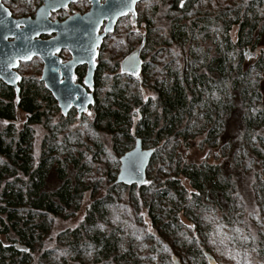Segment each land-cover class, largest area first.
I'll return each instance as SVG.
<instances>
[{
    "label": "rangeland",
    "instance_id": "1",
    "mask_svg": "<svg viewBox=\"0 0 264 264\" xmlns=\"http://www.w3.org/2000/svg\"><path fill=\"white\" fill-rule=\"evenodd\" d=\"M249 1L201 0L198 11L194 10V17L198 16L203 21L207 19L213 26L209 31L201 34L194 32L188 34L186 40L178 41L170 40L169 24L164 19L171 0H140L136 7V21L121 19L115 31L104 40L97 59L100 67L98 92L102 98L108 92L111 81L118 79L122 83L129 82L142 102L157 104L160 99L153 88L154 80H172L175 74L190 81L195 74H206L202 86L196 89V95L203 94L200 106L191 111L190 119L188 109L183 118L176 119L167 139L168 145L164 141L160 143L154 162L147 168L146 186L152 192L148 193L146 201L156 205L161 203L166 210L162 212L166 216L165 222L176 221L185 237L197 241L206 239L214 264H264V32H260L264 31V24L258 15L262 9H253L250 17H257L260 21L257 27L259 38L256 40L258 32L251 33H254L253 38L243 37V46L248 49L242 48L247 55L240 57L241 47L236 44ZM82 4L65 10L61 13L62 17L84 9ZM234 13L240 16H231ZM55 16L58 17V14ZM191 17L194 18L193 15ZM248 29H252V24L248 25ZM147 31L150 36L146 37ZM140 47L145 71H140L131 79L122 76L120 62ZM220 59L224 61L221 78L216 68ZM33 69L30 67L22 74L32 75ZM231 80L238 82L233 84ZM37 83L26 80L24 86L35 84L41 88ZM188 95L191 94L188 92ZM93 111L94 108L80 117L73 112L71 116L62 118L59 109L57 112L52 109L46 119L47 127L52 130L47 145L53 144L58 151L64 146L66 151L78 156V150L88 151L95 142L102 143L104 148L101 154L93 155L90 151L93 161L85 172L86 192L78 212L53 218L49 235L35 250L34 259L45 250L58 248V235L79 227L90 204L105 199L109 192L118 197L115 207L108 214L113 227L122 225L123 221L136 223L148 234L157 235L159 242L155 240L154 245L158 249L169 243L162 239L165 235H159L154 229L148 213L150 205L143 207L142 200L138 202L130 198L128 191L119 194L108 183L107 169L115 165L112 157L108 163L111 137L92 128ZM134 113L133 126L140 119L138 109H134ZM26 120L27 115L17 110L12 122L15 131H19ZM189 120L191 126L187 125ZM8 124L0 120V133ZM43 127H34V166L38 164L39 148L48 130ZM151 143L152 140H147L143 148H151ZM70 164L71 161L67 163L69 171L73 166ZM118 169L119 161L116 175ZM54 170L56 166L46 176L47 191H55L61 185ZM182 171L195 179L181 174ZM170 178L179 182L177 187L184 194V199L177 200L179 203L175 202L179 195L171 186V189L164 190V183ZM23 180L25 178L17 173L7 181L18 187ZM194 186H200L201 191L198 192ZM10 237L13 239L12 233ZM7 239L6 236L0 237V242L9 245L10 239ZM150 242L147 245H151L148 244ZM169 245L171 248L172 244ZM186 247H183L185 251ZM172 257L175 264H196L188 256L182 258L173 253Z\"/></svg>",
    "mask_w": 264,
    "mask_h": 264
},
{
    "label": "trees",
    "instance_id": "2",
    "mask_svg": "<svg viewBox=\"0 0 264 264\" xmlns=\"http://www.w3.org/2000/svg\"><path fill=\"white\" fill-rule=\"evenodd\" d=\"M200 1L171 0L169 2L164 19L169 24L170 40H186L188 34L194 32L201 34L209 31V28L213 26L207 19L203 21L198 16L194 17V10L198 11ZM253 9L256 11L262 9L258 15L261 16L260 19H263L262 24H264V0H250L246 5L243 22H241L243 24L237 35L239 40L236 44L241 47L240 57L243 54L247 55V51H243L242 48L245 42L243 37L253 38L254 33L258 32L257 27L260 21L257 17L250 18L254 13ZM231 16L240 15L234 13ZM250 24L252 29H248ZM252 32H254L253 35H251ZM149 34L147 31L145 36ZM257 37L259 38V32L256 40ZM223 65V59L218 60L216 68L220 71V78L224 72ZM145 69L146 65L141 71L144 72ZM201 74H195L190 81H187L185 76L178 78L175 74L172 80L169 78L161 81L154 80L153 88L158 92L160 99L157 104L149 101L142 102L129 82L122 83L118 79L111 81L108 92L102 98L98 92L99 75L96 76L95 81L96 101L92 107L94 119L91 126L96 131L111 137L108 163L111 162V157L115 159L114 167L109 166L110 168L107 169L108 183L111 188L117 189L119 194L128 191L130 198L133 197L138 202L142 200L143 207L145 204L150 205L148 213L151 223L159 235H165L163 238L160 237L171 243V248L168 243L166 247L158 249L154 245L155 242H159L156 240L157 235L148 234L136 223L123 221L122 225L113 227L109 223L108 214L110 209L115 207L118 197H114L109 192L105 199H98L90 204L79 227L58 235V248L45 250L35 259V250L49 235L53 218L78 212L80 201L86 192L83 181L86 169L92 163L93 155L101 154L104 147L102 143L95 142L93 148H88V151L78 150V156H76L66 151L64 146L58 151L53 144L47 145L52 130L47 127L46 119L52 109L58 111L51 95L47 91L42 92L41 88L35 84H28L16 97L11 88L0 81V120L10 123L0 133V237L6 236L11 242L9 245H3L0 242V264H171V262L175 264L173 257L170 258L173 253L182 258L188 256L196 264H214L206 239L197 241L188 236L185 237L180 224L174 220L165 222L166 216L162 212L166 210L161 207V203L156 205L155 202L146 201V196L152 192L151 188L146 186L147 181L140 187L127 186L116 183L115 178L118 158L133 148L135 136L141 139L142 147L147 140H152L151 148H149L153 149L149 163L151 165L160 149V143L164 141L165 145H168L167 139L173 131L176 119L183 118L187 109L190 119L191 111L200 106L203 99L202 92L196 95V89L202 86L203 77L206 76L205 73ZM230 82L236 84L238 81ZM134 109H138L140 113V119L135 126L132 125ZM17 110L27 115V120L19 131H15L12 124ZM187 125L191 126L190 120ZM38 126H44L43 128L48 130L39 148L38 164L34 166L33 136L34 127ZM153 135H155L154 138H152ZM90 151H92V157H90ZM66 161L67 163L71 161L73 164L71 171ZM53 166H56L54 171L61 185L55 191H47L45 179ZM185 172L182 171L181 174L195 179L194 176ZM17 173L25 178L18 187L7 181L15 177ZM164 184L166 185L164 190L167 191L171 186L174 193L179 195L175 202L179 203L180 199H184L183 192L177 187L179 185L177 180L170 178ZM194 188L198 192L201 191L200 186H194ZM166 191L163 192L164 195ZM10 233L13 234V239ZM148 241H151L148 243L151 245H147ZM184 246H187L186 251Z\"/></svg>",
    "mask_w": 264,
    "mask_h": 264
},
{
    "label": "water",
    "instance_id": "3",
    "mask_svg": "<svg viewBox=\"0 0 264 264\" xmlns=\"http://www.w3.org/2000/svg\"><path fill=\"white\" fill-rule=\"evenodd\" d=\"M74 1L77 0L45 1L41 12L37 13V21L30 22L31 25L38 24L41 18V31L30 32L28 40H24L22 34L5 33L3 36V32L0 31V80L7 86L14 87L18 97L19 77L13 70L19 61L40 57L44 62L41 80L64 116L72 106L77 108L80 115L94 104V96L87 93L86 88H92L93 85L98 49L104 38L114 32L119 19L129 14L133 18L136 16V6L140 2V0H103L101 4V0H89L92 6L86 14L69 17L63 22L49 21V11L63 9ZM104 21L106 22L104 31L99 33ZM39 34H55V36L47 41H37L35 37ZM11 36L16 38V42L5 44V40ZM62 50H67L71 55V60L66 63H61L57 57ZM84 64H87V71L82 86L75 84L73 78L75 67ZM141 68L142 60L138 51L123 59L120 72L137 75ZM61 76L64 77L62 81ZM152 154L153 149H143L141 139L135 138L133 148L119 158L116 183L138 187L144 185Z\"/></svg>",
    "mask_w": 264,
    "mask_h": 264
},
{
    "label": "flooded vegetation",
    "instance_id": "4",
    "mask_svg": "<svg viewBox=\"0 0 264 264\" xmlns=\"http://www.w3.org/2000/svg\"><path fill=\"white\" fill-rule=\"evenodd\" d=\"M45 1H52V0H0V31L3 32V36L5 33L6 34L15 33L14 35L22 34L23 39L28 40V35L30 32L41 31V18H40V21H38V24L31 25L30 22L37 21L36 20L37 13H38V11L41 12V7L45 5V3H44ZM103 2L104 1L101 0V4ZM80 4H82L84 6V9L81 8L78 11L72 12L73 14H71L69 16L62 17L63 14L61 15V13H63L65 10H68L71 7H74V6L80 5ZM91 6H92V4L89 0H77V1L71 2L70 4H68L67 7H65L63 9H58L56 11H52V10L49 11L48 19L51 22H54V21L63 22L66 19H68L69 17L75 16V15H81L82 16V15L86 14L87 12L90 11ZM56 14H58V17L55 16ZM136 17H137V14L134 18L132 17V15L129 14V15L125 16L124 18H129L131 21H136V19H135ZM121 19H123V18H121ZM121 19H119L117 21V23ZM44 21H47V20H44ZM105 24H106V22L104 21L101 28L99 29V33H102L104 31ZM116 26H117V24H116ZM116 26H115V29H116ZM109 35H107L104 38V40ZM54 36H55V34H52V35H41V34H39L37 37H35V40L47 41V40L52 39ZM104 40H103V42H104ZM15 42H16V38L13 36L8 37L5 40V44H11V43H15ZM103 42H102V44H103ZM101 48H102V45L98 49L97 59L99 57V51ZM140 50H141V47L137 51H133V52L139 51V56L142 60V53L140 52ZM133 52H131V53H133ZM131 53H129V54H131ZM128 55H126L125 57H127ZM65 56H67V59H65ZM57 57L60 59L61 63H66L69 60H71V55L69 54V52L67 50H62L61 52H59L57 54ZM97 59H96V70H95V74H94V80H93L92 88H86L87 93H89V94L91 93L94 96V104L96 101V96L94 93L95 81H96V76L99 75L98 72L100 70V67L97 64ZM123 59H122V61H123ZM121 62H120V65H121ZM120 65H119V71H120ZM30 67L34 68L33 69L34 73L32 75L31 74H24V73L22 74V72H24L26 69H28ZM142 67H143V60H142ZM43 68H44V62L41 60L40 57H33L29 61H19L18 62L17 67L13 71L19 77V79L17 81V87L19 88V95H20L22 89L25 88L24 83L26 82V80L27 81L28 80L37 81L38 82L37 84L42 88L43 92L47 91L51 95V93L46 89L44 82L41 80ZM22 69H23V71H22ZM141 70H142V68H141ZM86 71H87V64L79 65V66L75 67L73 82L75 84H80V85L84 86V78H85ZM59 74H60V71H59ZM120 74L122 76H131V77L136 76V75L122 74L121 72H120ZM63 78L64 77L61 76V81L63 80ZM2 83L5 84L4 82H2ZM7 87L11 88V90L15 93V96H16V91H15L14 87H10V86H7ZM51 97H52V95H51ZM52 99L55 101L56 106L59 109L56 100L53 97H52ZM94 104L89 106L87 111L92 109ZM59 112L61 114L60 109H59ZM73 112H75L76 115L79 117L84 114V113H82L79 115L77 112V108L72 106L69 109L67 115L69 113H73ZM67 115H65V116H67ZM62 116H64V115H62Z\"/></svg>",
    "mask_w": 264,
    "mask_h": 264
}]
</instances>
